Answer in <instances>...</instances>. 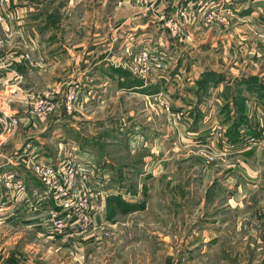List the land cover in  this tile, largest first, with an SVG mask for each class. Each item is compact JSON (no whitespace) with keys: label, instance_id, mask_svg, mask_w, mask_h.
I'll return each instance as SVG.
<instances>
[{"label":"rangeland","instance_id":"1","mask_svg":"<svg viewBox=\"0 0 264 264\" xmlns=\"http://www.w3.org/2000/svg\"><path fill=\"white\" fill-rule=\"evenodd\" d=\"M25 1L35 9L33 18L41 17L44 41L53 46L52 38L57 35L62 38L59 50L66 52L65 45L81 51L85 56L79 62L82 68L97 69L103 66L98 63L102 55L115 53L118 58L105 59V64L112 66L106 69L122 80L119 84L108 81L102 89L105 92L100 96L96 93L92 100L82 96L88 91L73 88L77 108L69 114H77L79 120L74 124L80 130L67 123L51 126L56 110L46 119H35L41 122L40 136L55 155L54 162L57 157L71 159L88 150L108 174L103 215L96 220V229L47 240L37 231L10 228L3 220L7 190L0 185V244L20 251L25 264H264V192L249 196L243 206L229 204L234 187L228 181L227 168L233 157L220 129L227 122L208 120L198 125L196 133L200 134L201 127L207 132L197 139L179 136L172 129L178 108L174 109L170 98L178 100L179 90L190 83L194 88L206 72L192 74L191 67L199 65L197 59L190 69V61L184 63L182 53L195 41L187 32L197 28V34L206 36L218 26L220 30L233 29L226 12L193 0L177 1L170 14L160 10V0H122L138 7L133 12L121 11L120 0ZM133 17L145 28H138L139 32L148 30L152 36L145 43L138 40L135 45L133 41L131 47L119 51L123 31ZM145 54L149 61H163L165 70H147L138 57ZM121 70L128 79L118 72ZM166 77L168 80L162 79ZM157 78L160 81L155 83ZM138 80L143 87L128 88ZM152 87L156 92L151 94ZM160 93L167 95L162 99L169 100L156 101ZM43 94L51 96L49 90ZM163 102L169 103L168 109ZM59 110L64 113L66 107ZM57 130L55 136L62 138L57 141L60 146L51 143ZM165 131L170 147L167 152L163 147ZM178 136L183 138L184 149H176L180 146ZM208 155L214 156V161L208 160Z\"/></svg>","mask_w":264,"mask_h":264},{"label":"crops","instance_id":"2","mask_svg":"<svg viewBox=\"0 0 264 264\" xmlns=\"http://www.w3.org/2000/svg\"><path fill=\"white\" fill-rule=\"evenodd\" d=\"M121 1L118 3L121 11H138V7L132 3L124 4ZM160 1V10L165 9L170 14L179 0ZM193 1L195 3L205 2V5L209 7H215L217 12H226L224 14L233 29L220 30L218 26L211 32L213 34L206 36L201 35L202 32L197 34V28L192 32L188 30L189 37L194 35L195 41L182 53L184 63L190 61L187 69H190L194 59H197L199 65L191 67L192 74L202 71L200 74L197 73L201 75L204 71L210 70L221 76L223 80L212 85L204 97L198 95L197 85L193 88L194 83H190L189 87L183 89L185 94L182 89L179 90L178 100L174 101L170 98L174 109L178 108L177 112L184 114L181 122L176 124L172 122L175 126L172 129H176L175 132L179 136L187 134L190 139H197L196 136L203 137L206 131V128L201 127L200 134L196 133L198 125L207 123L208 120L211 122L214 120L215 123L218 120L221 124L226 121L227 125L220 129L230 141L227 131L232 124L241 119L246 122L238 128L241 140L236 143L230 141L231 145L235 146L230 150V156L233 157L232 165L230 164L231 167L227 168L228 181L230 184L233 183L234 187L229 204L236 203L240 207L245 205L244 202L249 200V196L260 190L264 192V143L250 150L242 148L243 139L249 136L264 137L262 135L264 132V0ZM26 5L25 0H11L6 10L0 12V52H4V55H0V60L3 62L0 67V111L5 109L7 113L16 114L20 120L18 130L12 134H5L0 128V185L7 190V198L2 203L5 205L4 211H7L5 219L3 218L4 222L10 228L17 227L36 232L38 228L34 227V221L26 220L27 216H34L35 212L32 209H23L15 203L14 193L16 192L7 188L4 179L12 175L20 176L30 194L42 187L32 174L29 164L25 163V152L31 147H38L42 152L44 148L48 150L44 139L40 136L43 133L41 122L30 119L28 103L31 99L40 97L44 91L49 90L56 105V112L51 115V126L67 123L68 127L80 130L74 124L79 120L76 113L71 115L65 110L64 113L59 110L60 107H65L66 92L73 90L74 87L82 88L88 91V93L82 92L83 98L92 100L96 93L100 96L101 92H105L102 89L106 88L109 82L114 81L113 84H115L116 81L119 84L122 78L113 74L111 76L112 71L106 69L107 66H112L105 64V59L107 57L118 58L114 56L115 53L105 57L102 55L98 63L103 66L97 69L82 68L79 62L85 56L80 55L81 51L65 45L66 52L61 49L60 51L58 47L62 38L59 36L56 38L57 35L52 38V42L55 43L53 46L51 41L48 43L44 41L40 27L41 20H39L41 17L33 18L34 14L31 13H34L35 9ZM136 18H130L133 21L128 27L126 26L128 22L125 23L127 27L123 31L125 40L122 43L123 38L120 39L119 51H124V47H131L133 41L135 45L138 40L145 43V39L152 36L148 30L139 32L138 28L141 26L137 25L139 22L135 21ZM152 24L155 25L154 22ZM141 28L145 29L144 26ZM96 36L99 40L101 39V34L98 33ZM102 53L105 52L99 54ZM23 54L30 55L34 60L33 64L19 57ZM85 74L92 75L84 79ZM162 79L168 80L167 77ZM157 80L158 78L155 79V83ZM65 84H67L66 87H64ZM179 124L184 126V129ZM61 127L57 126V128ZM167 131L163 134L165 152L170 150ZM55 134H58V130L52 134L51 143L54 142L55 146H60L61 143L57 141L62 138L61 136L56 137ZM59 134L64 135L61 131ZM179 136L177 140L180 146L176 149H184L183 138ZM136 140L139 142V137ZM60 153L61 151L58 156ZM45 154L55 156L52 155L50 148ZM60 158L57 157V160L59 161ZM17 205H19L18 208ZM40 206L43 207L44 204ZM23 260L20 251L12 250L7 244H0V264H25Z\"/></svg>","mask_w":264,"mask_h":264},{"label":"built area","instance_id":"3","mask_svg":"<svg viewBox=\"0 0 264 264\" xmlns=\"http://www.w3.org/2000/svg\"><path fill=\"white\" fill-rule=\"evenodd\" d=\"M10 2L11 0H0V12L6 10ZM213 8L215 9V7ZM213 17H216L215 12ZM140 56L139 61L147 64V70H165L163 61L159 62L157 59L149 61L147 54L138 55V57ZM19 57L29 64L34 62L30 55L23 54ZM2 65L3 62L0 60V67ZM164 96L167 95L160 93L155 96L158 97L155 100H169L168 98L162 99ZM75 103L73 90H68L65 94L67 114L75 111L77 108ZM163 103L167 105L168 109L169 103ZM29 106V113L34 120L37 118L46 119L56 110V105L48 94L31 99ZM174 116L175 124L183 120V113H177ZM19 125L20 120L16 114H10L5 109H1L0 128L5 134L14 133L18 130ZM262 135L264 136V132ZM223 143L230 149L235 146L231 145L226 137H224ZM263 143L264 137L249 136L242 140V145L246 147V150L262 146ZM25 154V163L29 164L32 174L41 183V189H36L30 194L20 176L12 175L4 177V179L7 188L16 192L14 193L15 203L22 206L23 209H32L35 212L34 216H27L26 220L34 221L33 224L38 228V234L43 238L56 240L65 236L84 235L89 230L96 229V227L94 228L95 222L103 215L109 176L91 157L90 152L88 150L80 151L77 156L71 159L63 156L57 162H54L51 155L45 154L38 147H31ZM207 158L214 161V156L208 155ZM94 188L98 190L96 193ZM41 204L44 206L41 207Z\"/></svg>","mask_w":264,"mask_h":264},{"label":"trees","instance_id":"4","mask_svg":"<svg viewBox=\"0 0 264 264\" xmlns=\"http://www.w3.org/2000/svg\"><path fill=\"white\" fill-rule=\"evenodd\" d=\"M122 74V76H125L126 79H128V74L125 73V71L121 70V71H118ZM223 78L217 74H215L214 72L208 70L206 71L201 80H199L198 84H197V87H198V90H197V93L200 97L202 96H206L209 92V89L212 87V85H215L217 83H219L220 81H222ZM143 83L141 81H135L134 83H129L127 86L128 88L130 87H143ZM130 86V87H129ZM153 92H156L154 90V88L152 87L151 88V94ZM246 122L244 120H239L235 123L232 124V126L228 129L227 131V136H229V139L232 143H236L238 142L240 139V134H239V127L243 124H245ZM111 200V198H110Z\"/></svg>","mask_w":264,"mask_h":264}]
</instances>
